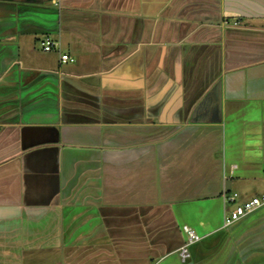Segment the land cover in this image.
Masks as SVG:
<instances>
[{"label": "crops", "instance_id": "0c3cea01", "mask_svg": "<svg viewBox=\"0 0 264 264\" xmlns=\"http://www.w3.org/2000/svg\"><path fill=\"white\" fill-rule=\"evenodd\" d=\"M263 193L264 0H0V264H264Z\"/></svg>", "mask_w": 264, "mask_h": 264}, {"label": "built area", "instance_id": "2783aa9c", "mask_svg": "<svg viewBox=\"0 0 264 264\" xmlns=\"http://www.w3.org/2000/svg\"><path fill=\"white\" fill-rule=\"evenodd\" d=\"M42 46L45 52L58 51L61 48L60 43H57L56 41H53L50 38H46L44 41H42ZM60 61L62 64H68L74 63L75 59L71 55L62 54L60 56ZM225 198L227 202H236L238 195L236 194L233 196H227V194H225ZM263 206L264 193L261 196L252 199L251 201L236 206L234 210L228 212L225 215V226L229 227L233 225L234 223L242 220L244 217L253 213L254 211L258 210ZM186 233L188 235L187 244L180 250V258L183 263H187L191 259L190 246L200 240L199 235H197L195 231L186 230Z\"/></svg>", "mask_w": 264, "mask_h": 264}, {"label": "rangeland", "instance_id": "374dc122", "mask_svg": "<svg viewBox=\"0 0 264 264\" xmlns=\"http://www.w3.org/2000/svg\"><path fill=\"white\" fill-rule=\"evenodd\" d=\"M37 48H38V52L42 55L40 56V59H46L49 58V62H54L53 58L56 59L57 61V65L58 64H62L60 59H59V53L58 51H53V52H45L43 50V46H42V39L36 44ZM73 58L75 59V64H78L79 62H82V59L80 58L79 55L77 54H72ZM74 63H68V64H74ZM63 65V64H62ZM60 66V65H59Z\"/></svg>", "mask_w": 264, "mask_h": 264}, {"label": "water", "instance_id": "95a60500", "mask_svg": "<svg viewBox=\"0 0 264 264\" xmlns=\"http://www.w3.org/2000/svg\"><path fill=\"white\" fill-rule=\"evenodd\" d=\"M226 191H230V183L227 184V190Z\"/></svg>", "mask_w": 264, "mask_h": 264}]
</instances>
